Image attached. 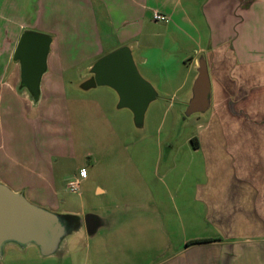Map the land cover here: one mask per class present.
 Wrapping results in <instances>:
<instances>
[{"label": "crops", "instance_id": "crops-1", "mask_svg": "<svg viewBox=\"0 0 264 264\" xmlns=\"http://www.w3.org/2000/svg\"><path fill=\"white\" fill-rule=\"evenodd\" d=\"M1 1L2 6L12 7L11 0ZM118 1L95 0V6L100 4L106 8L107 3L113 5ZM122 1L137 8V12H129L132 17L125 22L138 21V33L146 30L144 22L162 27L159 39L171 41L175 48L173 73L159 70L153 77L150 68H147L148 75L138 68L166 97L160 101L182 105L174 99L188 89L195 75L197 58L202 55L205 60L210 109L206 116H196L202 123H197L198 131L190 137L196 140L195 146L190 143L193 151L201 155L202 178L194 180L190 194L184 195L176 189V193L171 194L166 187L171 204L165 207L163 196L153 192L91 206L88 212L83 207L70 209L57 203V168L50 162L0 164V181L13 190L22 191L33 203L52 211L79 215L83 228L70 240L69 246L88 234L97 235L102 229L132 230L131 236L137 235L133 242H138L140 234H151L155 239L149 244L152 250L149 258L145 252H137L141 243H136L134 251L127 259L122 258V263L114 256L115 248L109 247L112 250H105V257L103 252L101 256L98 254L101 260L95 258L92 264H264V0H171L169 6L162 0L152 8L148 0ZM153 11L164 14L169 24L154 21ZM107 17L112 20L109 15ZM109 24L112 26L113 22ZM97 26L99 30L98 23ZM110 26L107 37L111 43L103 44L98 36L97 49L90 56L92 61L121 44H128L133 49L136 65L138 60L143 66L147 59L138 54V47L132 43L137 41H127L132 35L128 39L120 38L121 28L116 30ZM22 30L14 35L15 43ZM168 33L170 36H166ZM152 37L150 35V41ZM92 61L71 79L83 78L84 70ZM160 84L163 90L158 87ZM14 100L18 105L23 104L20 98L10 96L5 103L2 100L0 106L11 105ZM23 111V120L34 121L25 108ZM9 116L13 118V113ZM20 168L23 171L18 172ZM16 173H20V177L17 178ZM74 179L65 180L67 190V182ZM77 183L79 189L78 179ZM105 194L110 200L111 196L104 189L95 187L96 196ZM169 206L174 209L175 219ZM178 208L184 214V221L177 218ZM179 231L188 234L181 239L170 238V233ZM195 239L207 241L186 244ZM33 247L27 245L20 250L13 244H6L2 258L5 255L7 261L13 262L15 251L27 252ZM127 248L128 252L132 250ZM161 251L164 258L157 257ZM180 255L185 257L180 258Z\"/></svg>", "mask_w": 264, "mask_h": 264}, {"label": "rangeland", "instance_id": "rangeland-1", "mask_svg": "<svg viewBox=\"0 0 264 264\" xmlns=\"http://www.w3.org/2000/svg\"><path fill=\"white\" fill-rule=\"evenodd\" d=\"M11 1L10 8L7 4L2 6L0 0V102L3 100L5 103L10 96L17 98L13 91L17 65L12 63L11 55L18 30L46 33L53 39L40 104L33 111L25 108L34 121L28 123L23 120L24 102L18 105L14 100L11 105L0 106V164H55L57 203L70 209L83 207L87 212L91 206L116 203L125 196H143L153 192L163 196L165 207L171 204L166 196V187L171 194L176 190L184 195L190 194L192 183L201 179L203 173L201 155L193 151L189 141L198 131L197 123H202L196 119L199 115L184 118L181 116L184 105L158 99L148 106L143 135L137 136L131 126L130 113L123 109L112 110L116 95L111 90L96 87L82 92L67 84L69 79L77 77L88 61H92L90 56L97 49L98 36L103 44L111 43L107 37L110 21L113 29L121 28L118 31L120 38L128 39L132 35L127 41H137L132 43L138 47V54L145 55L147 59L143 66L137 60V65L145 74L148 73L147 68L153 77L159 70L173 73L176 51L171 41L159 39L162 27L144 22L146 30L138 33V21L125 22L132 17L130 13L137 12V8L124 4L122 0L113 5L107 3L106 8L100 4L95 6V0ZM159 1L162 0H148V5L152 8ZM171 2L163 0L168 6ZM158 22L167 23L168 19ZM150 35H153L151 41ZM161 85L158 87L163 90ZM12 113L13 118H10ZM81 167L85 171L83 179L78 176ZM19 174L16 173L17 178ZM74 178L79 180V189L70 192L64 183L66 179ZM96 186L104 189L111 196L110 200L106 194L96 196ZM169 208L175 219L174 209L172 206ZM176 214L179 221L184 219L179 208ZM131 234L132 230L102 229L97 235L88 234L72 242L62 254L40 256L33 247L27 252L15 251L13 262H8L4 255L0 264H92L95 258L101 260L102 252L105 257V252L112 250L109 247L115 248L114 256L122 263V258L127 259V255L134 251L136 243H141L138 253L145 252L148 258L152 256L149 244L155 241L154 237L140 234L138 242H133L137 235ZM187 234L172 232L170 238L181 239ZM127 247L132 250L128 252ZM166 250L163 249L164 252L169 251ZM154 251L159 253L156 249ZM164 255L161 251L157 257L164 258Z\"/></svg>", "mask_w": 264, "mask_h": 264}, {"label": "water", "instance_id": "water-1", "mask_svg": "<svg viewBox=\"0 0 264 264\" xmlns=\"http://www.w3.org/2000/svg\"><path fill=\"white\" fill-rule=\"evenodd\" d=\"M51 43L49 34L28 29L20 32L15 43L11 61L17 65V81L13 91L26 104V110L33 111L40 104L42 77L48 71ZM67 84L82 92L96 87L111 90L116 95L112 110L123 109L130 113L131 126L137 136L143 135L148 106L166 98L139 72L133 49L128 44H121L96 58L84 70L83 78L69 79ZM174 101L184 105L181 115L184 118L193 114L206 116L209 112V79L202 55L197 58L195 75L188 89ZM70 216H74L75 221H71ZM82 228L79 215L52 211L32 203L22 191L13 190L0 181V260L4 245L9 243L20 250L33 245L40 256L62 254Z\"/></svg>", "mask_w": 264, "mask_h": 264}, {"label": "built area", "instance_id": "built-area-1", "mask_svg": "<svg viewBox=\"0 0 264 264\" xmlns=\"http://www.w3.org/2000/svg\"><path fill=\"white\" fill-rule=\"evenodd\" d=\"M152 19L154 21H164L166 20V16L164 14H161L157 11H153L152 15H151ZM85 175V171L84 169H79L78 171V176L79 177H83ZM67 188L69 191L74 192L78 189V183H77V179L74 180H70L67 182Z\"/></svg>", "mask_w": 264, "mask_h": 264}, {"label": "trees", "instance_id": "trees-1", "mask_svg": "<svg viewBox=\"0 0 264 264\" xmlns=\"http://www.w3.org/2000/svg\"><path fill=\"white\" fill-rule=\"evenodd\" d=\"M190 143L195 146L196 145V140L195 138H190ZM69 219L71 221H75V217L74 216H70ZM76 225V222L72 225V227H75ZM202 241H207L206 239H195V240H189L186 242V244H190V243H199V242H202Z\"/></svg>", "mask_w": 264, "mask_h": 264}, {"label": "flooded vegetation", "instance_id": "flooded-vegetation-1", "mask_svg": "<svg viewBox=\"0 0 264 264\" xmlns=\"http://www.w3.org/2000/svg\"><path fill=\"white\" fill-rule=\"evenodd\" d=\"M66 221V220H65ZM67 222V221H66Z\"/></svg>", "mask_w": 264, "mask_h": 264}]
</instances>
